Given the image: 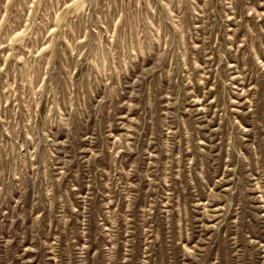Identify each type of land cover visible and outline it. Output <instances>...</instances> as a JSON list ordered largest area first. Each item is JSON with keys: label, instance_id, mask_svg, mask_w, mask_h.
I'll return each mask as SVG.
<instances>
[{"label": "rangeland", "instance_id": "1", "mask_svg": "<svg viewBox=\"0 0 264 264\" xmlns=\"http://www.w3.org/2000/svg\"><path fill=\"white\" fill-rule=\"evenodd\" d=\"M0 264H264V0H0Z\"/></svg>", "mask_w": 264, "mask_h": 264}]
</instances>
